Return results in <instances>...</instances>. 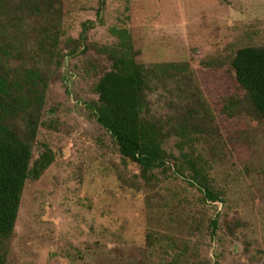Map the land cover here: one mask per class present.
<instances>
[{"label": "rangeland", "instance_id": "374dc122", "mask_svg": "<svg viewBox=\"0 0 264 264\" xmlns=\"http://www.w3.org/2000/svg\"><path fill=\"white\" fill-rule=\"evenodd\" d=\"M15 3L0 10L2 20L18 16ZM100 4L57 0L54 25L47 16L24 23L26 59L51 26L62 57L34 151V161L45 147L55 158L25 185L4 245L6 264H264V122L233 67L240 50L264 47V0H104L102 16ZM107 48L132 49L147 68H189L181 84L213 116L206 130L217 132L198 135L191 153L209 166L224 203H204L175 178L148 188L137 165L122 160L90 109L95 86L112 67ZM184 88L169 80L167 91L150 97L153 113L168 118L171 106L188 105ZM214 220L220 229L213 238Z\"/></svg>", "mask_w": 264, "mask_h": 264}, {"label": "trees", "instance_id": "16d2710c", "mask_svg": "<svg viewBox=\"0 0 264 264\" xmlns=\"http://www.w3.org/2000/svg\"><path fill=\"white\" fill-rule=\"evenodd\" d=\"M10 1L13 0H0V10H11ZM15 2L13 13L18 16L5 20L0 17V264H6L4 245L15 231L27 181L40 179L54 162L50 148L45 147L35 161L34 151L43 126L46 93L57 79L62 59L53 48L56 40H52L57 38L51 35L52 26L42 31L38 46L26 52L33 58L26 59L23 54L31 40L23 27L27 18L47 16L54 25L60 12L55 8L57 0ZM100 2L98 15L102 16L104 0ZM17 22L22 23L20 28H15ZM79 46L76 44L71 55ZM130 50L106 49L112 67L95 86L98 100L90 106L98 124L111 136L122 160L137 165L139 178L148 188L175 178L197 189L204 203H224L208 172L209 166L202 157L191 153L194 145L201 142L198 135L216 137L217 132L206 130L213 116L198 98L188 95L184 88L187 84L182 85L190 77L189 68L177 64L147 68L137 63ZM233 67L255 116L264 122V47L240 50ZM169 80L184 88L181 97L188 105L171 106L174 114L161 119L153 113L150 97L162 87L167 91ZM174 139L175 144L170 147ZM209 226L214 238L220 223L214 220Z\"/></svg>", "mask_w": 264, "mask_h": 264}]
</instances>
